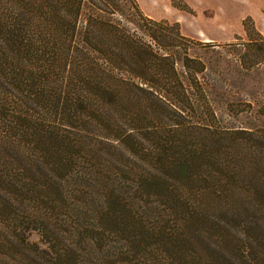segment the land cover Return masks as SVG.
Wrapping results in <instances>:
<instances>
[{"label":"trees","instance_id":"16d2710c","mask_svg":"<svg viewBox=\"0 0 264 264\" xmlns=\"http://www.w3.org/2000/svg\"><path fill=\"white\" fill-rule=\"evenodd\" d=\"M190 41L137 0H0V264H264V124H219Z\"/></svg>","mask_w":264,"mask_h":264},{"label":"rangeland","instance_id":"374dc122","mask_svg":"<svg viewBox=\"0 0 264 264\" xmlns=\"http://www.w3.org/2000/svg\"><path fill=\"white\" fill-rule=\"evenodd\" d=\"M219 1L225 6L230 5L228 0ZM163 2L141 0L144 8L155 15L162 12ZM176 2L180 1L176 0ZM240 11V6L230 9L232 15ZM211 14L212 12L207 8L189 18L187 26L193 33L188 35L191 41L186 50L189 55L200 58L205 64V68L198 72V78L205 87L217 121L221 125L231 127L263 125L264 115L258 111V108L260 106L264 108V62L249 67L244 66L240 55L242 45L236 42L245 41L247 38L242 26L244 19L248 27L254 25L256 30L262 31V35L264 29H260L253 18L251 20L241 18L231 27L232 29L225 23L218 27L202 23L204 15ZM218 30L222 32L219 37L209 38L207 33ZM26 235L30 241L37 242L40 247H47L38 229L29 228Z\"/></svg>","mask_w":264,"mask_h":264},{"label":"crops","instance_id":"0c3cea01","mask_svg":"<svg viewBox=\"0 0 264 264\" xmlns=\"http://www.w3.org/2000/svg\"><path fill=\"white\" fill-rule=\"evenodd\" d=\"M152 1L157 3L164 1L162 4V12L160 14H152L150 11L144 8L141 0H137L139 6L146 15L156 19L164 18L167 20L176 21L179 24V28L181 23L180 31L186 36L190 35L189 33H193L187 26L189 18L194 16L196 13L203 12L207 8L210 9L212 14L204 15V20L202 23L205 25L213 24L214 26L218 27L220 24L225 23L227 27L232 29L231 27L236 25L237 21L241 20V18H253L256 24L259 25L260 29H264V0H228L230 1L229 6L223 5V2L219 0H179L180 2H176V0ZM238 6L241 7V11L235 15H232L230 9L238 8ZM232 18H234V20ZM242 26L244 25L242 24ZM259 32L261 33L262 31ZM207 34L210 36L209 38H216L219 37L222 32L221 30H218L211 31ZM226 34L229 33L226 32Z\"/></svg>","mask_w":264,"mask_h":264}]
</instances>
